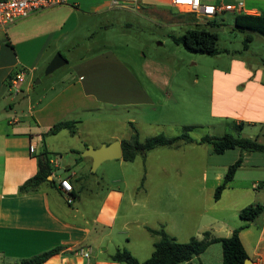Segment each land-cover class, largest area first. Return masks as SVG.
I'll list each match as a JSON object with an SVG mask.
<instances>
[{
    "label": "crops",
    "instance_id": "crops-1",
    "mask_svg": "<svg viewBox=\"0 0 264 264\" xmlns=\"http://www.w3.org/2000/svg\"><path fill=\"white\" fill-rule=\"evenodd\" d=\"M113 1L68 0L65 4L34 12L0 27V264H18L23 258L54 247H59V250L40 264H120L108 259L116 247L127 248L142 262L158 239L150 228L163 227L178 241H187L191 236L201 239L204 231H208L210 237H225L245 223L238 212L251 203L262 204L263 209L255 219L238 230V235L250 260L248 264H264V151L243 152L240 166L217 200L211 197V192L222 181L220 171L214 173V182L205 191L208 199H213L217 210L233 205L230 211L232 215H238L236 221L225 217L227 213L225 216L207 214V210L203 209V222L199 223L149 222L142 212L147 208L150 193L146 184L152 167L149 155L160 146L148 150L143 156L137 155L132 161L123 160L122 157L105 160L110 161L105 173L109 174L110 168L120 173L110 178L111 182L117 183L116 187H108L92 208L89 205L80 207L77 203L83 189L80 184L85 177L83 174L93 172L90 169L91 158L81 156L80 152L87 145L98 147L113 140L121 143V140L130 138L133 128L139 134L141 128L158 125V114L157 118L148 119L137 111L143 112V108H150L153 113L161 110L158 102L163 98L160 94L166 91L173 79L178 85L172 87L166 97L170 100L172 122L182 124L184 129L191 126L206 130L227 124L235 127L239 134L242 132L243 136L256 137L264 142V59L247 60L241 57L240 51L225 49L223 53L227 60L211 66L209 76L205 78L203 74L201 85L191 90L184 89L182 80L173 77L174 72L171 71L170 75L160 74L157 62L149 65L150 72L147 71L144 76L147 79L145 86L116 58L104 51L82 56L73 64L72 73L59 77L61 85L49 96L42 93L34 100L28 97L26 115L11 111L13 103L18 106V99L27 96L35 77L39 76L38 71L44 69L58 46L82 25V21L89 22L91 18L113 10L131 9L127 4ZM141 1L129 0L128 3ZM242 1L245 11L240 14L264 13V0ZM233 29L245 31L249 36L244 43L246 47L243 45V49L247 50L255 31L240 29L235 24ZM258 34L264 37V34ZM219 53L220 50L215 55ZM18 70L24 71L20 91L11 93L9 79ZM199 80L196 74L191 83L195 86ZM49 89L53 90V85H49ZM162 102L166 103V100ZM116 108H123L125 112L117 114ZM60 120L73 121L75 131L72 133L64 127L55 133H48L47 130ZM115 123L122 124L124 129L114 128ZM99 126L105 131H100ZM258 134H262L261 140ZM65 135L67 141L64 140ZM199 139L179 141L171 146L162 145L170 147L173 152L170 156L156 158L162 159L160 163H163L159 171L167 172L170 165L175 170L170 175L172 180L190 179L193 182L195 172L192 164L200 160L203 167L200 176L206 180V159L196 157L193 150L195 146L205 144L195 141ZM30 146L32 151L29 150ZM44 149L50 155L53 183L43 182L36 191L18 192V186L35 174L36 156ZM227 150L232 151L233 161L240 154L238 148ZM102 163L104 161L96 169ZM133 163L136 181L129 187L126 167H133ZM178 166L179 171L176 170ZM240 168L260 170L263 175L249 184L235 183V175ZM61 178L68 179L72 186L70 203L59 185ZM143 181L142 195L137 198L134 191ZM183 186L170 181V187L175 192ZM168 192L172 193V190ZM125 194L127 208L124 209L137 205L142 210L135 219L125 214L122 222H115ZM95 195L97 192L91 194L93 197ZM93 197L88 203L94 202ZM161 199L154 197L151 203L156 206ZM81 250H88V256H83ZM221 259L220 242L213 241L200 253L180 264H222Z\"/></svg>",
    "mask_w": 264,
    "mask_h": 264
},
{
    "label": "rangeland",
    "instance_id": "rangeland-1",
    "mask_svg": "<svg viewBox=\"0 0 264 264\" xmlns=\"http://www.w3.org/2000/svg\"><path fill=\"white\" fill-rule=\"evenodd\" d=\"M128 1L118 0V3L129 5L131 7L129 10H113L98 17H93L89 22L88 20L87 22L82 21V25L73 34L68 35L62 44L58 46V50L55 51V53L59 52L66 59V63L47 75L43 73L44 69H40L38 71L39 76L35 77L27 96L25 95L24 98L20 97L18 99V106L13 103L11 111L15 110L17 115L21 113L26 115L28 97H32L34 100L37 95L42 93L49 96L54 89L56 90L61 85L59 77L63 74L68 75L72 73L73 64L78 62L82 56H89L104 51L116 58L118 63L122 64L131 74L142 81L145 86H147V79H145L146 73L147 71L150 72L149 65L152 62H157L158 72L160 74L170 75L171 71L174 72L173 77L175 76L182 80L184 89L188 88L191 90L192 87L197 88L201 85L203 74L205 78L209 76L211 66L215 63L221 64L223 60H227L225 53H223L225 49L229 51H240L239 54L241 57L247 60L261 61L264 59V37L258 34L264 33L260 30H255L253 32V39L249 42L248 49L244 50L243 45L246 42V32L233 29L235 16L231 12L224 11L215 16L214 23L219 24V27L222 28V30L217 31V47L220 53L219 55H208L190 52L180 43L174 42L171 38V36L181 35L187 28L194 24L205 25L203 20L196 18L192 14L179 12L173 7L157 3L153 0H143L141 3L132 2L130 3L131 5ZM137 5L138 7H136ZM196 74L199 75L200 80L199 84L194 86L191 80ZM37 80L39 82H36ZM49 85H53V90L49 89ZM175 85L178 84H175L173 79L172 83L166 87V91L160 94V97L163 98L162 101L166 100V103L158 100L159 105L162 106L161 110H157L155 113L150 108H143V112L140 110L137 111L148 119H152L153 117L157 118V114L159 115L158 125L154 124L141 128L138 134L140 141L159 133L165 136H174L183 131L182 124L172 122L170 100L166 98L171 88ZM130 110L135 111L134 109ZM115 112L117 114H123L125 109L116 108ZM114 128L124 129L122 124L117 123L114 124ZM101 129L102 127L99 126L100 131ZM102 130L105 131V129ZM225 132L238 134V130L235 127L227 124L219 125L209 130L196 127L192 128L188 133L194 139H199L205 134L220 136ZM240 134L243 135L242 132ZM258 135L261 140L263 138L262 134ZM64 140H68L66 135L64 136ZM193 150L196 157L206 159L207 165L204 164V166H207L205 170H207L208 174L206 180L201 178L200 173L203 167H201L200 160H196L192 164V170L195 172L194 183L190 179L172 180L170 175L175 170L168 164L167 172L161 173L159 171V166L163 163H160L162 159L156 158L170 156L173 152L170 147L160 146L150 153L149 162H152V167H150V175L146 182L150 193L148 195L147 208L142 211L146 214L149 222L199 223L203 222V209L207 210V214H222L225 216L227 213L228 215L225 217L230 220L234 219L236 221L239 218L234 213L232 215V211H230L233 205L226 207V209L217 210V206L214 205L213 199L211 198L213 191L209 199L205 192L207 187H210L211 183L214 182L213 176L216 171L222 173V179L227 165L233 161L232 151L227 150L223 154L214 153L209 143H205L202 146H195ZM239 151L241 153L240 149ZM58 159L60 158L58 157ZM108 164H110V161H104L93 172H85L83 174L85 177L80 182L83 189L80 200L77 201L80 207L89 205L92 208L96 206L101 195L106 192L108 187H116L117 183L111 182L110 178L120 173L117 169L113 168L108 170L109 174L105 173L104 170ZM134 164L132 165L133 167H129V165L126 167L128 173L126 179L129 187L136 181L134 177ZM179 168L180 166L176 170L179 171ZM260 175H263L260 170L240 168L236 172L235 183L239 182L241 184L247 182L249 184L251 181H256ZM170 181L184 186L179 187L178 192H175L174 188L170 187ZM143 186L144 181L138 187V190L134 191V195L137 198L142 195ZM169 190H172V193H169ZM95 192H97V195L94 197L91 196ZM91 197L94 198V202L88 203ZM154 197L162 198V201L156 206H153L151 203ZM172 197L174 198L173 201L171 200ZM164 200H167V202H164ZM125 204H127L126 194L115 222H122L123 215L125 214H128L130 219H135L142 210L137 205L132 209H129V207L128 210L124 209L126 207ZM212 206H214V209Z\"/></svg>",
    "mask_w": 264,
    "mask_h": 264
},
{
    "label": "trees",
    "instance_id": "trees-1",
    "mask_svg": "<svg viewBox=\"0 0 264 264\" xmlns=\"http://www.w3.org/2000/svg\"><path fill=\"white\" fill-rule=\"evenodd\" d=\"M235 25L240 29H249L251 31L260 30L264 33V13L254 14H237L235 15ZM208 26H219L214 22H209L206 25L194 24L187 28L179 36H171L172 40L180 43L186 50L190 52L215 55L219 52L217 47V31H209ZM249 40V36L245 37V41ZM246 47V44L244 45ZM74 122L71 120H60L54 123L48 130V133H55L61 128H68L72 133L75 131ZM239 127V125H236ZM191 126H186L185 129L174 136H165L161 133L146 137L143 141L138 139L137 131L133 128V133L129 139L121 140L122 159L132 161L137 155L143 156L148 150L162 145H175L179 141L191 142L194 139L189 135ZM43 141V140H42ZM199 143H209L212 146L214 153H222L227 149L239 148L240 155L227 166L223 175L222 181L215 186L212 197L217 200L220 197L222 190L226 184L233 178L236 169L242 161V152L244 151H264V142L259 141L256 137L243 136L241 134L223 133L220 136H211L208 134L195 140ZM81 157V156H79ZM37 170L35 174L26 179L18 186V192L36 191L39 185L43 182L53 183V179H48L47 176L53 172V167L50 162L49 152L45 149L36 156ZM72 191V190H71ZM263 205L259 203L248 204L242 207L238 215L245 223L255 219L262 211ZM245 223L235 228L229 236L225 237H210L208 231L203 232V237L198 239L191 236L187 241H178L173 236H170L163 227L158 229H149L150 232L158 236V239L153 243V249L149 256L142 262L125 247H116L109 254L108 259L120 264H180L183 261L189 260L192 256L200 253L213 241L220 242L222 251V264H244L247 257L244 247L240 241L238 230L245 226ZM59 247H54L43 251L39 254L28 258H23L18 264H40L52 254L56 253Z\"/></svg>",
    "mask_w": 264,
    "mask_h": 264
},
{
    "label": "built area",
    "instance_id": "built-area-1",
    "mask_svg": "<svg viewBox=\"0 0 264 264\" xmlns=\"http://www.w3.org/2000/svg\"><path fill=\"white\" fill-rule=\"evenodd\" d=\"M68 0H0V27L7 26L19 19L25 18L30 14L67 3ZM175 8L179 12H185L194 15L204 21L205 25L214 22L217 14L224 11L231 13H244V4L242 0H153ZM113 3H117L116 0ZM24 71L18 70L9 79L11 92L20 91V81L23 78ZM32 151V146L29 147ZM59 185L66 194V201L72 202L70 192L72 186L68 179L61 178ZM83 256L87 257L89 251L81 250Z\"/></svg>",
    "mask_w": 264,
    "mask_h": 264
},
{
    "label": "water",
    "instance_id": "water-1",
    "mask_svg": "<svg viewBox=\"0 0 264 264\" xmlns=\"http://www.w3.org/2000/svg\"><path fill=\"white\" fill-rule=\"evenodd\" d=\"M207 29L209 31L222 30L221 27H217V26H208ZM65 63H66V59L59 52H56L44 67L43 73L45 75L50 74L55 69L64 65ZM36 82H39V80H37ZM80 155L89 156L91 158L90 169L91 171H94L101 162L105 160H111L121 157L122 155L121 143L118 140H113L108 144L103 143L98 147L87 145L86 148L80 152ZM60 171L61 170H58L57 172ZM47 178L51 179L52 178L51 174L48 175ZM249 261L250 260L246 257L244 260V264H248Z\"/></svg>",
    "mask_w": 264,
    "mask_h": 264
}]
</instances>
